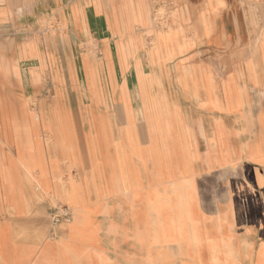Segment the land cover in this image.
Masks as SVG:
<instances>
[{"label": "crops", "instance_id": "obj_1", "mask_svg": "<svg viewBox=\"0 0 264 264\" xmlns=\"http://www.w3.org/2000/svg\"><path fill=\"white\" fill-rule=\"evenodd\" d=\"M41 1V11L72 27L64 70L50 71L57 87L65 75L77 91L85 131L76 141L70 111L55 94L50 119L27 117L22 139L13 125L0 132V264H264V45L256 77L239 57L229 63L223 51H192L189 35L179 32L168 57L146 52L147 37H133L132 30L147 26L156 0H132L137 10L142 5L139 23L123 0ZM244 4L237 2L246 10ZM199 7L207 12L202 42L224 48L214 22L228 5L200 0L187 10ZM182 12L174 28L191 20ZM90 41L95 53L74 55L77 42ZM120 43L131 56L119 53ZM9 52L8 64L29 61L28 87L44 85L40 52L38 58L31 48ZM45 54L53 65L55 53ZM40 119L51 138L49 154L36 136ZM66 168L72 175L63 178Z\"/></svg>", "mask_w": 264, "mask_h": 264}, {"label": "rangeland", "instance_id": "obj_2", "mask_svg": "<svg viewBox=\"0 0 264 264\" xmlns=\"http://www.w3.org/2000/svg\"><path fill=\"white\" fill-rule=\"evenodd\" d=\"M125 1L123 0V8L129 13L131 21L141 22V18L143 17L141 3H137V10L132 0ZM199 1L156 0L151 6L150 12L146 13L147 26L141 27L136 25L132 30V36H146V52H151L155 57H158V54L168 57L172 51V48H169L170 38L174 32L189 35V40H192L190 42L192 51L207 50L209 52L207 53L208 55L213 54L211 56H214V53L217 51H223L222 55L225 56V60L229 58V63H232V59L235 60V57H239V62L243 65L255 67L256 77H259V73L262 72L263 68L260 46L264 45V0H243L247 4L241 6L246 10L240 9L239 5H237L238 0H222L225 6L227 7L228 5V7L224 8L219 16V21L214 22V25L216 27L215 30L218 29L217 26H220V29L223 31L224 48H221L222 44L220 42L211 41L208 44L202 42V20L207 13L205 10L206 6L204 5L205 9L199 7L192 12L187 10L189 6L196 5ZM40 2L42 1L0 0V132H7L8 130L12 132V128L8 129L7 127L13 125L12 127H14L17 136L21 137L19 139H22L26 133H24V130L28 131L27 126L30 125L26 122L24 123V120L30 117V115L34 117L41 114H45L46 117L47 115L50 116L51 110H56V107L52 105V100L55 98V94H57L58 99L61 100L62 109L66 107L65 109L70 111L72 121L70 122V124L72 123L71 134L77 141L76 138L81 136L82 131H85L83 121L80 118L78 93L70 87L65 75L63 76L61 85L57 87L50 71L52 66H57L62 71L64 70L65 38L73 30L72 27L68 26V22H61L53 12L41 11L40 7L43 5ZM32 6L34 9L35 7H38V9H28L32 8ZM254 6H261L262 10L256 9ZM14 7L15 11L12 10ZM97 10L101 11L98 7ZM182 10H185L187 17L191 18V20L185 26H176L174 28L173 22L177 18L176 15L180 12L183 13ZM214 39L216 38L214 37ZM77 44L76 49L73 51L74 55L75 53L76 55L77 53L79 54L80 50H85L87 54L96 52L97 45L94 42L90 41L81 45L77 42ZM11 46H14L16 49L31 48L33 57H36L35 54L37 52L41 53L42 59L36 61L41 62L43 66L45 77L43 86L36 89L33 86L28 87L29 77L27 75V67L29 61L24 62L16 58L14 60L15 64H8L9 60L7 56L11 54L9 52ZM47 48H50L55 53L56 64L53 62V65H50L48 62L45 54ZM119 53L132 55V51L127 50L122 43L119 44ZM135 54L139 59L143 58V48L139 51L137 50ZM96 56L99 58V53ZM32 62L37 63L34 60ZM9 66H14L15 71L8 69ZM76 67H80L78 61H76ZM258 82L262 81L258 80ZM134 83L135 78L132 77V86ZM79 85L80 88H85L82 73L79 76ZM87 88L92 94L91 99L93 100V97L96 99V84L93 74L88 76ZM130 93L133 98L136 97L134 90ZM83 103H88L87 96L84 97ZM64 105L65 107H63ZM110 111L113 115L114 128L117 129L116 121H119L118 108L113 107ZM46 119L50 118L47 117ZM7 120H15V123H7ZM36 121L37 127L39 125L37 128V132L39 133L36 136L41 137L42 145L49 154V150H51V138L47 131L48 129L43 127L41 119ZM50 123L48 125H51ZM25 168L27 172H30L29 167ZM73 174L75 173L73 172ZM63 175V178L71 177L72 171L66 168ZM66 188V190L62 191L64 200L70 196V189ZM60 206L62 205H56L58 208Z\"/></svg>", "mask_w": 264, "mask_h": 264}, {"label": "built area", "instance_id": "obj_3", "mask_svg": "<svg viewBox=\"0 0 264 264\" xmlns=\"http://www.w3.org/2000/svg\"><path fill=\"white\" fill-rule=\"evenodd\" d=\"M58 211L61 213V215L66 219L68 220V217H69V213L68 211L65 209V208H58Z\"/></svg>", "mask_w": 264, "mask_h": 264}, {"label": "bare ground", "instance_id": "obj_4", "mask_svg": "<svg viewBox=\"0 0 264 264\" xmlns=\"http://www.w3.org/2000/svg\"><path fill=\"white\" fill-rule=\"evenodd\" d=\"M93 99H94V97H93Z\"/></svg>", "mask_w": 264, "mask_h": 264}]
</instances>
